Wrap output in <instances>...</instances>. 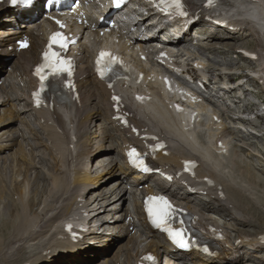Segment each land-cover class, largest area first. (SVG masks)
<instances>
[{"label": "bare ground", "instance_id": "obj_1", "mask_svg": "<svg viewBox=\"0 0 264 264\" xmlns=\"http://www.w3.org/2000/svg\"><path fill=\"white\" fill-rule=\"evenodd\" d=\"M248 16L252 18V22L244 28V32H238L231 39L229 37L222 38V36H218L212 30L209 33V48L211 51L223 55V58L228 61L230 58H228V55L231 53L236 54L237 57H241L243 55L241 51L246 48L248 43L251 44V41H253L252 49H250L251 52L257 53L259 61L264 60V11L251 9L248 12ZM202 29L205 30V28ZM235 41L237 44L234 43ZM257 65H260L258 69L263 71L264 65L256 63L254 66ZM17 66L18 71L22 72L24 76V81L30 83L29 66L24 61H19ZM232 78L233 76L226 75V79L231 80ZM240 88L241 85H238L237 90ZM218 91L215 90V94ZM226 92V94H230L233 92V89ZM93 94L98 99V102H93L92 105L91 103L85 105V121L79 123V126H84V134L87 135V138L81 139L82 145L79 148V154L81 155V161H83L86 159L87 150L96 152L91 161L85 163L87 168L89 167V163L93 161L96 164H100L104 160L108 162L107 168L110 163L113 168L120 167L123 176H116L115 172H113V178H116V180L109 186H107V182L110 176L107 178L105 176L106 179H101V173L94 172L93 175L83 178L80 183L83 185L78 186L76 189H70L64 166L68 159L65 154V144L62 142V139H59L57 135L49 133L46 128L35 127L31 121L27 123L28 117H23V115H27L30 112L27 104L21 113L11 111V109L5 110L4 108L5 113L0 115V145H10L15 139L14 132H21L20 129L24 127V136L35 141L31 143V150H36L41 145L45 146L41 161H36L35 151L30 155L23 153L2 155L0 153V264H23L27 261H31L29 264H99L101 262L102 264H134L139 254L138 252H142L125 245L123 247L125 250L124 255H117L116 258L110 259L111 256H107L108 252L114 249L110 241H107L105 244L100 243L95 247L92 246L88 250V246H83L82 244L74 245L65 240L47 237L52 224L72 208L73 198L68 197V193H72L73 195L76 193L83 194L85 198L87 197L86 204L89 209L87 219L89 221L103 220L102 215L98 212L99 209H102V212H104L106 211L105 208L111 207L116 202L124 199V194L114 201L109 198L114 195L116 190H121V180L126 176V170L122 163L114 165V159L109 157L110 154L106 150H108V147H116L115 154L121 155L126 135L119 132L110 120V113L107 110L106 91L100 85H97ZM258 95L262 96L261 93ZM19 102L23 105L26 102V98H21ZM6 105L7 103H4V107ZM252 109V106H244L242 111L246 112ZM99 112H103L105 121L102 124L94 120V123L97 122L95 123L97 125L96 128L90 121H92V118L97 117ZM19 118H21V123L24 124L20 129L17 128V120ZM244 122L248 123L247 121ZM252 127L254 129L257 125H253ZM92 131L94 132L92 133ZM256 136L257 140L260 139V137L258 138L259 135ZM90 138H93L94 142H90ZM100 138H104L103 141L108 142V144L100 142ZM109 138L112 140H109ZM6 139L8 140L5 141ZM243 140L248 139L245 136ZM49 142L50 144H48ZM115 142H118L117 146H115ZM253 151L255 150L250 148V153H255ZM100 154H103L104 159H100ZM45 157H48L46 158V160L48 159L46 162L48 169L44 171L41 167ZM250 165L245 160L237 161L233 165V174L228 173L221 176L216 174L218 178L226 181L228 201L234 204V208L229 211L223 208L225 211H221L226 213L223 217H215L208 209V211L205 210L207 212L204 214L208 216V219H212L220 225L230 240L248 239L251 244L260 248L261 252L255 258L259 259L255 260V264H264V245L258 244L264 234V210L262 209V206H264V194L261 193V190L264 188V182L262 181L264 179L254 171H257L258 168L256 166L251 167L252 165ZM260 165L262 166L264 163ZM33 169L35 170L34 172L32 171ZM261 172L263 173V170ZM90 177H92V181H95V183L91 186H86L90 182ZM97 185L99 186L96 187ZM105 189L109 190L104 191ZM102 194H105V198L108 200L106 203L101 198ZM225 203L221 207H225L228 202ZM201 209L204 211L205 208ZM36 221L41 222L38 233L35 236L28 237L25 241H20L21 237ZM117 226L116 220L110 217L107 219L105 229H110V236L115 239L116 243L121 244L122 239L116 233ZM94 237L96 236L90 235L89 239ZM161 242L159 239H152L150 245L152 248H155V244H160ZM44 249L52 254L51 261L49 262H47L46 256L42 254V250ZM72 250L78 256H73V253L68 258L67 256H61L63 258L61 259L58 256L59 254L71 253ZM112 252H115V250ZM246 264H253V261L250 259Z\"/></svg>", "mask_w": 264, "mask_h": 264}, {"label": "snow or ice", "instance_id": "obj_2", "mask_svg": "<svg viewBox=\"0 0 264 264\" xmlns=\"http://www.w3.org/2000/svg\"><path fill=\"white\" fill-rule=\"evenodd\" d=\"M13 3H17L18 0H12ZM19 2L22 3H30L31 0H19ZM122 0H114L115 6L119 7ZM214 3V0H207V5L212 6ZM170 6L174 7L179 14L183 15V5L181 0H170ZM25 44H21V47H25ZM52 46H57L61 49H64L67 47V41L66 38L59 32L53 33L52 36L49 38V50L44 52V60L46 61V64L43 66H38L35 69V74L40 77L41 81L45 79L41 73L43 72L45 67H50L54 69L56 72L62 73L67 72L69 75L70 73V62L65 61L58 57V54L55 51H51ZM105 57H108L109 59L115 61V57H111L109 53L106 52H100L99 57L97 59V66L101 65L102 61L105 59ZM102 76L104 75L103 72L100 73ZM167 82V81H166ZM42 90V89H41ZM39 93H34V96H38ZM113 100H118V97H113ZM129 156L133 157L135 156V151L129 152ZM142 163V162H141ZM147 170V169H145ZM151 206L148 209L149 216L152 220V223L156 227H162L167 225L168 217L172 211V205L164 198V197H149L148 198ZM70 227V226H69ZM164 230L168 232L170 238L173 239L174 242L179 244L181 247L186 246V242L184 240V235L182 231L179 230H173L171 228L164 227ZM205 251H207L205 249ZM147 259L151 260L153 259L151 256L147 257Z\"/></svg>", "mask_w": 264, "mask_h": 264}, {"label": "rangeland", "instance_id": "obj_3", "mask_svg": "<svg viewBox=\"0 0 264 264\" xmlns=\"http://www.w3.org/2000/svg\"><path fill=\"white\" fill-rule=\"evenodd\" d=\"M252 43H253V41H251ZM235 44H237V42L235 41L234 42ZM249 44L248 43V45L246 46V48H248V50H250V49H252L251 47L253 46V44ZM226 57V56H225ZM231 59H230V58ZM228 58H229V60L227 61V62H229V64L231 65L232 64V62H233V64H232V66H233V69H242V68H248V67H250V63L251 62H248V61H246V60H240L239 59V57H237L236 56V54H230V55H228ZM231 60V61H230ZM216 65V63L213 61L212 62V66H215ZM231 66V67H232ZM257 90H259V89H257ZM261 91V90H260ZM262 94V96L264 95L263 93H261ZM91 105H92V103H91ZM92 120H97V117H94V118H92ZM264 132V131H263ZM261 140H259V142H260ZM262 141H264V136L262 137ZM252 147V149H254V150H256L255 152H256V154H259L260 156H261V154L259 153V148H261L262 147V143L260 142V143H257V144H255L254 143V146H251ZM257 147V148H256ZM248 148V147H247ZM250 149V148H249ZM249 152V150L247 151L246 150V154ZM49 153V152H48ZM258 155V156H259ZM249 157V156H248ZM244 159H245V157H244ZM248 161H250V162H252V164L253 165H257L259 168H260V170H262L263 169V167L261 166V165H259V163L261 164L262 162H264V158H256V161H252V160H250V158H248ZM46 164H44L43 166H42V169H44V170H47L48 169V167L47 166H45ZM257 173H258V175L259 176H261L262 177V179H264L263 177V175L261 174V173H259L258 171H256ZM20 178V177H19ZM263 182H264V180H262ZM258 189H259V187H257ZM24 189H25V187H24ZM262 192V194H264V188H263V190H261ZM25 193H26V189H25ZM262 209L264 210V206H262ZM255 257H257V256H255ZM257 259H259V258H257ZM256 259V260H257ZM22 260V259H21ZM256 263V261H253V264H255Z\"/></svg>", "mask_w": 264, "mask_h": 264}]
</instances>
